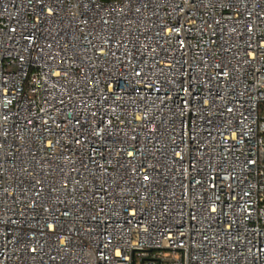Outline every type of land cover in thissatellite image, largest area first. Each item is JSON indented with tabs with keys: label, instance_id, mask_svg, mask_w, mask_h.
Returning a JSON list of instances; mask_svg holds the SVG:
<instances>
[{
	"label": "built area",
	"instance_id": "2783aa9c",
	"mask_svg": "<svg viewBox=\"0 0 264 264\" xmlns=\"http://www.w3.org/2000/svg\"><path fill=\"white\" fill-rule=\"evenodd\" d=\"M0 264H264V0H0Z\"/></svg>",
	"mask_w": 264,
	"mask_h": 264
}]
</instances>
